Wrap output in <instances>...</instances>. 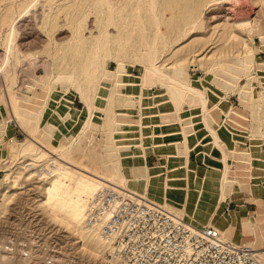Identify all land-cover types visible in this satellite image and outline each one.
I'll use <instances>...</instances> for the list:
<instances>
[{
	"label": "rangeland",
	"instance_id": "1",
	"mask_svg": "<svg viewBox=\"0 0 264 264\" xmlns=\"http://www.w3.org/2000/svg\"><path fill=\"white\" fill-rule=\"evenodd\" d=\"M108 23V38L123 41L111 45L109 57L95 45ZM76 41L81 47L74 49ZM117 49L125 64L119 73ZM152 53L162 70L213 96L209 103L222 112L213 145L224 164L209 171L214 181L201 180L205 166L187 147L171 150L169 164H156V177L145 165L119 164L132 159L121 155L127 142L114 139L115 124L101 125L97 108L83 128L77 111L92 107L98 95L112 104L114 94L126 93L131 85L124 86L128 75L121 74L141 83L140 57ZM145 87L175 109L200 104L192 92L175 100L167 80ZM226 123L237 134L234 164L225 162ZM186 126L182 139L197 130L190 121ZM51 158L88 172L117 169L126 180H138L142 171L151 178L148 186L139 183L143 189L185 213L186 221L219 223L227 241L254 249L264 264V0H0V264H110L108 246L91 242L47 205L57 174L47 167L55 164Z\"/></svg>",
	"mask_w": 264,
	"mask_h": 264
},
{
	"label": "built area",
	"instance_id": "2",
	"mask_svg": "<svg viewBox=\"0 0 264 264\" xmlns=\"http://www.w3.org/2000/svg\"><path fill=\"white\" fill-rule=\"evenodd\" d=\"M83 224L124 264H263L248 246L227 241L212 226H197L113 183L88 200Z\"/></svg>",
	"mask_w": 264,
	"mask_h": 264
},
{
	"label": "crops",
	"instance_id": "3",
	"mask_svg": "<svg viewBox=\"0 0 264 264\" xmlns=\"http://www.w3.org/2000/svg\"><path fill=\"white\" fill-rule=\"evenodd\" d=\"M121 75H128V77L123 78V81H125L123 83L124 86L131 85L125 88L126 93L114 94L112 104H110L109 101L104 102V95H98V99L94 100L95 104L93 103L92 107L89 103L87 107H85V105L82 109L77 111V113H81L79 117H81V123L83 121V128L91 123L90 119L93 118L92 111H95L94 108L98 109L95 117H99V120L101 118L103 121L101 125L107 128L108 124H115V130L113 132L114 139H117L116 135H118L121 137L119 139H121L123 143L127 142L128 144V146L127 144L124 145L125 149L121 151V155L128 154V158L129 155L132 156V159H129V161L123 158V160L119 161V164L125 162L129 164L133 162L139 165H145L148 172L149 164H169V159L172 157L167 154L171 150L176 149L181 151L182 149H186V147L189 149L190 155L193 156L198 163L205 166L204 168L207 171V173L204 174L205 176L210 175L209 171L212 168H215L216 171L218 170L216 168L217 165L224 164L218 156H215L218 155L215 150L217 148H214L213 145L215 135H218V126L221 127V125H219V122H221L219 118L222 112H219L214 105L209 103L211 99H214L212 95L211 98L208 94L204 96L206 101L205 105L203 104L201 96L198 94L195 97L200 104L197 103L193 106L185 104L181 109H175V107L172 108L169 100L164 99L162 95L158 96L157 94H153V88L147 89L142 83H137L136 80H134V74L126 73ZM150 90L151 92H149ZM118 112L120 113L119 116ZM113 113L115 119H110L107 122L106 116L110 115L111 117ZM187 121H190L192 126L195 127L194 129L197 130L194 131L193 136L188 133V135H184L182 139L183 134H185L184 131H187ZM228 125L229 124L226 123V125L224 124L223 126L226 128L227 132L230 133H226L224 137L222 136L226 154L225 162L227 164L229 159L230 163L234 164L233 160H231L233 158L231 151L236 149V147L238 149L239 146L234 128ZM127 126H131V130H128V128H126ZM230 127L232 129H229ZM245 134L247 135L248 131L243 128L242 145H246ZM183 142L184 144H182ZM245 148L244 146L241 147L242 150ZM259 148L262 150L261 147ZM129 152L133 154H129ZM158 170L159 165L152 166L151 172H148V174L156 177L159 175ZM141 174H143L142 171L139 173L136 171V175L141 176ZM196 184L195 182V185ZM209 186L211 185L209 184ZM192 223L199 226L198 223Z\"/></svg>",
	"mask_w": 264,
	"mask_h": 264
},
{
	"label": "bare ground",
	"instance_id": "4",
	"mask_svg": "<svg viewBox=\"0 0 264 264\" xmlns=\"http://www.w3.org/2000/svg\"><path fill=\"white\" fill-rule=\"evenodd\" d=\"M137 12H138V9H137ZM110 24L111 23L105 24L103 26V28L101 30H99V34L96 35L97 43L95 44L96 48L102 47L106 51V54H107L106 56H108V57L111 55V51H112L111 45L116 44L118 46V45H120V43L123 42L122 37L119 35H117L116 38H108L109 34H110L108 27ZM158 25H159V23L156 22V26H158ZM111 40H113V41L111 42ZM79 45L80 44L77 43V41H76L73 44L74 49H76L77 47H81V45L80 46ZM148 46L150 47L151 45H148ZM117 50H120L119 54L117 55V69H116V72L119 73V72L124 70L125 64H124L123 60L120 58L122 56V54H121L122 50L121 49H117ZM97 51H98V49H96V52ZM161 59H162V57H161ZM140 60H143L142 61L143 63L145 62L144 63V71H143V74L141 76V81H142L141 83L143 86L150 85L153 82V79L167 80V82L169 84L173 85V88L175 89L176 93L173 95L175 100L178 98H180V99L183 98L182 96H183L184 92H192V93L199 94L202 98L203 104L205 105L206 101H205V97L203 96V93L198 88H195V87L191 86V84L181 80L177 75L174 76V75H171V74L165 72L164 70H162L158 66V63L160 62L158 60V57H155V55L153 53L146 55L145 57H140ZM80 94L82 96L84 95L82 90L80 91ZM85 107H87V104ZM13 110H14V114H16V116H18V111H17L16 105H14ZM7 124H9V123H7ZM51 159H52V163L54 162L55 164L53 167L51 166L52 168L50 167V165H48L47 167H48L50 172H57V174L53 179L50 180L49 186L47 187V192H46V194H47L46 195L47 205L50 207V209H52L54 211L63 212L66 215V218L68 219L69 224H73V223H74V225L78 224V226L81 228V230L85 231L84 234L87 237V239L91 240V242H94L96 245H99L103 248H107L108 243L104 239L101 238L100 234L97 232L96 229L88 228L83 224V216H84V211H85V208L87 206L88 200L93 195V193L98 188H100L101 186H104L105 184H108V183H113V184L122 186V187L138 194L141 197L147 196V198H149L151 201L163 206L164 208H166L170 212L174 213L176 216H178L182 219H183V217L186 218L185 213L174 208L172 205H170L168 203V201L160 199L161 197L159 198V197L151 195L148 192L149 190L147 191V187L145 190L140 186L139 183L141 181L146 182L145 184H147V186H148L147 182H148V180H151V178L148 176L141 174V176L138 180H134V179L126 180L120 174L119 171L116 172L117 169H115L114 172L110 173V175H107L104 173H97L96 171L88 172L86 170H83L79 165L77 166V165L71 164L70 162H67V161H63V163L66 164L67 166L61 167V165H59V163H57L58 158H51ZM74 168H76V170ZM150 169L148 170V172H151ZM71 171H76L79 174L78 173H76V174L72 173ZM205 179H208V181H214L215 180V178L213 177L211 172H210V175H208V176L204 175V177H202V181H204ZM162 182H163V187H162L163 189L170 186L169 183L167 182V180L163 179ZM145 191H147V192H145ZM223 197H224V195H223ZM187 218L191 219L190 217H187ZM199 218H200V216H199ZM200 219H202V218H200ZM191 220L193 221V219H191ZM187 222L193 224L190 221H187ZM213 228L215 230H218L221 234L224 235V229L221 227V225H219V223L215 224V226ZM224 238L226 239V237H224ZM230 241L231 240H229V242ZM256 250H258V249H256ZM256 253H257V255H259L258 252H256ZM110 264H124V263H122L120 260H118L117 258L114 257L113 259H111Z\"/></svg>",
	"mask_w": 264,
	"mask_h": 264
}]
</instances>
